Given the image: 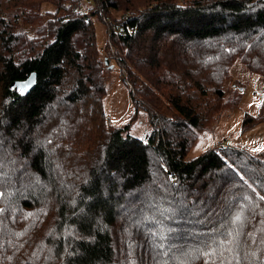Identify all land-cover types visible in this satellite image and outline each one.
Listing matches in <instances>:
<instances>
[{
  "label": "trees",
  "instance_id": "16d2710c",
  "mask_svg": "<svg viewBox=\"0 0 264 264\" xmlns=\"http://www.w3.org/2000/svg\"><path fill=\"white\" fill-rule=\"evenodd\" d=\"M111 11L146 139L105 112ZM236 61L264 76V0H0V264H264V151L185 159Z\"/></svg>",
  "mask_w": 264,
  "mask_h": 264
},
{
  "label": "rangeland",
  "instance_id": "374dc122",
  "mask_svg": "<svg viewBox=\"0 0 264 264\" xmlns=\"http://www.w3.org/2000/svg\"><path fill=\"white\" fill-rule=\"evenodd\" d=\"M99 7H95L98 12H100ZM124 15L126 13L122 11H111L108 17H105L106 22L98 16L93 17L96 43L105 58L110 57V54L108 55L104 50L108 39L107 25H114L115 17L121 18ZM28 26L30 27L31 24ZM143 40L152 44L150 35ZM109 64L112 67H109ZM106 66L107 92L104 102L107 117L115 125L122 126L128 123L127 130L122 131L123 134L129 132L146 139L153 129V124L145 110H139L132 117L135 109L130 95V88L133 87L131 78L127 76L128 81L123 79L120 66L114 58L109 59ZM230 82L235 86L226 92L228 107L217 121L198 131V137L187 153L186 160H191L206 149L223 143L244 147L255 153L264 151V119L246 129L243 128L247 114L257 116L263 112L264 76L252 73L240 61H236L232 67Z\"/></svg>",
  "mask_w": 264,
  "mask_h": 264
},
{
  "label": "water",
  "instance_id": "95a60500",
  "mask_svg": "<svg viewBox=\"0 0 264 264\" xmlns=\"http://www.w3.org/2000/svg\"><path fill=\"white\" fill-rule=\"evenodd\" d=\"M109 62V58H105V63ZM109 67H112L111 64H109ZM37 82V73L36 71H33L27 78L25 79H17L13 80L11 82V87L17 89L20 91L22 94H27L30 92L36 85Z\"/></svg>",
  "mask_w": 264,
  "mask_h": 264
},
{
  "label": "snow or ice",
  "instance_id": "6c2138e0",
  "mask_svg": "<svg viewBox=\"0 0 264 264\" xmlns=\"http://www.w3.org/2000/svg\"><path fill=\"white\" fill-rule=\"evenodd\" d=\"M239 219H240V217L238 216V217H237V220H239Z\"/></svg>",
  "mask_w": 264,
  "mask_h": 264
},
{
  "label": "built area",
  "instance_id": "2783aa9c",
  "mask_svg": "<svg viewBox=\"0 0 264 264\" xmlns=\"http://www.w3.org/2000/svg\"><path fill=\"white\" fill-rule=\"evenodd\" d=\"M127 80V79H126Z\"/></svg>",
  "mask_w": 264,
  "mask_h": 264
}]
</instances>
